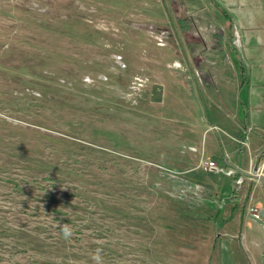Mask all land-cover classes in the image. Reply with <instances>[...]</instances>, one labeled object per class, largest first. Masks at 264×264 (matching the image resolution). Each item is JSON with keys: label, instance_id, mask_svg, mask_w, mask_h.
<instances>
[{"label": "rangeland", "instance_id": "374dc122", "mask_svg": "<svg viewBox=\"0 0 264 264\" xmlns=\"http://www.w3.org/2000/svg\"><path fill=\"white\" fill-rule=\"evenodd\" d=\"M236 39L224 0H0V264H212Z\"/></svg>", "mask_w": 264, "mask_h": 264}, {"label": "crops", "instance_id": "0c3cea01", "mask_svg": "<svg viewBox=\"0 0 264 264\" xmlns=\"http://www.w3.org/2000/svg\"><path fill=\"white\" fill-rule=\"evenodd\" d=\"M224 1L226 20L237 33L235 89L225 88L219 94L223 110L200 126L199 157L234 172L217 173L224 179L216 182L205 177L204 187L198 185L199 192L209 195L200 198L210 199L212 205L199 201L204 209H197L201 217L196 220L234 231L218 237L212 264L241 263L240 256L248 264H264V227L247 213L248 207L264 209V0ZM261 164L262 173L251 175ZM202 213L211 216L206 219Z\"/></svg>", "mask_w": 264, "mask_h": 264}, {"label": "built area", "instance_id": "2783aa9c", "mask_svg": "<svg viewBox=\"0 0 264 264\" xmlns=\"http://www.w3.org/2000/svg\"><path fill=\"white\" fill-rule=\"evenodd\" d=\"M243 145H245V143H243ZM197 167H200L201 170L203 171H212L213 168H216L219 170L220 173H223L225 175H230L231 173L234 172V170L232 168H227V167H219L215 164V162L211 159H202L200 158L198 160V163H197ZM262 164L260 165V167H258L257 169L254 170V173H251V175L253 174H258L260 175L262 173ZM247 213L249 215H252L256 218H259L257 213L258 211L252 207H248L247 208Z\"/></svg>", "mask_w": 264, "mask_h": 264}, {"label": "water", "instance_id": "95a60500", "mask_svg": "<svg viewBox=\"0 0 264 264\" xmlns=\"http://www.w3.org/2000/svg\"><path fill=\"white\" fill-rule=\"evenodd\" d=\"M212 171H214V172H216V173H220L219 170L216 169V168H213ZM197 190H198V189H197ZM198 200H199V201H202L203 203H206V204H208V205H210V206L212 205V201H211L210 199L200 198V197H199ZM257 215H258L259 218H256V217H254V216H252V215H249V217H250L253 221H255L256 223H258V224H260L261 226L264 227V223H263V221H262V219H264V209H260V210L258 211Z\"/></svg>", "mask_w": 264, "mask_h": 264}, {"label": "trees", "instance_id": "16d2710c", "mask_svg": "<svg viewBox=\"0 0 264 264\" xmlns=\"http://www.w3.org/2000/svg\"><path fill=\"white\" fill-rule=\"evenodd\" d=\"M180 21H181V20H180V19H178V22H179V23H180Z\"/></svg>", "mask_w": 264, "mask_h": 264}]
</instances>
